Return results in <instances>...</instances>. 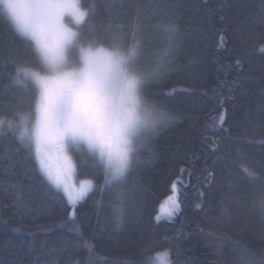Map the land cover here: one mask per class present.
Instances as JSON below:
<instances>
[{
    "label": "trees",
    "instance_id": "obj_1",
    "mask_svg": "<svg viewBox=\"0 0 264 264\" xmlns=\"http://www.w3.org/2000/svg\"><path fill=\"white\" fill-rule=\"evenodd\" d=\"M91 2L83 0L85 7ZM96 3L99 5L97 11L88 23H107L103 0H96ZM170 3L173 0H125L121 12L125 9L127 12L120 22L126 26L132 23L137 15V4H159L164 8ZM175 3L179 7L172 18L179 29L180 50L174 70L162 80L150 82L144 92L158 108L170 114L179 112L183 119L163 126L158 136L149 142L152 152L157 155L155 160L149 163L151 153L140 152V163L134 165L125 185L130 189L125 207H134L133 201L138 197L141 184L148 186L151 195L143 210L115 233L119 246H114L110 239H104L103 243L99 237L93 239V228L107 226L110 230L113 226L110 207H104L98 215L94 211L93 193L77 206L84 240L68 231L73 227L71 221L61 226L66 215L62 206L54 203L56 190L47 184L42 174H38L35 158L21 147L23 142L8 133L0 136V264H43L44 260L53 258L59 264H112L116 257L127 255L132 256L133 264H142L146 257H151V264H164L163 260H169L170 264H259L258 257L242 256L241 245L246 244L255 252L264 248V223L255 203L264 192V186L258 180L248 179L244 171L255 166L254 170L264 174V169L257 164L264 161V146L260 143L264 141V12L261 11L264 0H175ZM169 18L164 12L154 15L152 7L143 8L139 21L144 25L143 35L150 41L149 47L159 49L165 44L162 26ZM88 23L82 29L85 38L91 35ZM96 35L107 42L102 27L97 28ZM0 51L11 53L18 62H35L27 39L15 30L2 3ZM237 60L241 61L242 68L236 65ZM12 72V65L0 57V114L9 119L15 111L25 112L32 108L34 101L31 91L12 84L8 75ZM226 72L229 82L240 78L231 98L224 104L227 123L223 127L229 128L237 139L231 143L228 160L216 161L220 153L212 155L201 134L204 123L211 124L216 115L212 111L216 105V92L228 95L227 86L221 87ZM217 135L223 137L224 133ZM237 149L246 152L247 158L238 156ZM205 151L210 153L209 167L216 161L215 180L210 187H200L199 191L205 193L202 197H197L194 189L187 191L188 207H182L175 223L164 217L157 223L154 217L160 204L171 194L170 184L184 161L192 154H198L200 159L196 160V166L202 168ZM74 160L78 165L77 180L92 178L96 173L94 158L86 152L76 154ZM231 179H238L236 187H229ZM102 181L103 177L99 176L95 183ZM16 183L34 188L35 199L30 201L34 211L30 215L7 207L14 199L16 189L12 184ZM5 189L8 194L4 193ZM94 198L100 199L99 196ZM47 203L52 204L51 210L45 207ZM195 204H202V210L195 209ZM225 207L231 216L230 223H222L219 219ZM71 211L69 207L67 212ZM3 220L9 223L4 225ZM193 220L202 231L168 239L181 227L190 231L195 226ZM18 227L23 230L14 231ZM42 227L49 231H41ZM85 240L94 246L91 251L85 246ZM146 244H150L149 251H145ZM217 244L223 246L221 255L217 254ZM176 245H180V255H177ZM60 247H67L68 251H51Z\"/></svg>",
    "mask_w": 264,
    "mask_h": 264
},
{
    "label": "snow or ice",
    "instance_id": "obj_2",
    "mask_svg": "<svg viewBox=\"0 0 264 264\" xmlns=\"http://www.w3.org/2000/svg\"><path fill=\"white\" fill-rule=\"evenodd\" d=\"M0 3L15 30L27 39L35 57L34 63L18 62L11 53L0 51V57L12 65L13 72L8 74L12 84L31 91L34 96L33 106L29 110L15 111L10 119L0 114V136L8 133L17 136L23 142L21 147L34 156L38 174H42L47 184L56 190L54 203L61 205L65 212L62 227L71 221L73 227L68 231L75 232L78 238L84 240L83 226L77 218V206L93 193L92 203L96 214L104 207H110L113 215L112 228H93V239L99 237L101 243L104 239H110L114 246H119L115 233L128 219L143 210L151 195L148 186L141 184L138 197L133 201L134 207H125L130 191L125 185L134 165L140 163V152L146 150L151 153L149 163L155 160L157 155L152 152L149 142L158 136L163 126L183 119L179 112L170 114L158 108L144 92L150 82L160 81L174 70L180 43L179 29L172 17L179 5L175 0L164 8L159 4H137V15L126 26L120 22L127 12V9L121 12L125 0H103L107 23L102 25L95 21L88 23L99 6L96 0H92L87 7L83 0H0ZM145 7H152L154 15L164 12L170 17L162 26L165 44L159 49L149 47L150 41H146L143 35L144 25L139 21V14ZM261 11L264 12V9ZM86 23L91 33L87 38L82 33ZM98 27H102L107 42L96 35ZM235 63L243 67L241 61ZM227 75L226 72L221 87L227 86L228 95L216 92V105L212 109L216 115L212 117L211 124L207 121L204 123L201 134L210 153H220L216 161L228 160L232 152L231 143L237 139L231 135L229 128L223 127L227 123L224 104L231 98L240 78L229 82ZM218 132H223L224 136H218ZM260 143L264 146V141ZM85 152L94 158L96 173L92 178L77 180L78 165L74 156ZM236 152L241 158H247L243 150L237 149ZM210 153L205 151L202 168L196 166V160L200 159L198 154L194 153L184 161V166L180 167L170 184L171 194L160 204L159 212L154 217L157 223L162 217L175 223L182 207H188L186 193L189 189L196 190L197 197L205 195L199 191L200 187H210L215 180L216 161H213V167L208 166ZM257 164L264 169V161ZM254 168L244 170L247 178L258 180L264 186V174ZM99 176L103 177V181L97 184L95 181ZM238 182V179H231L228 185L233 188ZM12 188L16 192L12 204L7 207L22 215H30L34 211L30 202L35 199L34 188L22 183L12 184ZM4 193L8 194L7 189ZM105 195L108 196L107 200L104 199ZM95 196L100 199H95ZM255 203L264 223V192ZM45 207L51 210L52 204L47 203ZM69 207L72 209L70 213L67 212ZM193 207L202 210V204ZM219 219L222 223L231 222L227 207L223 208ZM2 223L7 225L9 221L3 220ZM192 223L195 226L190 231L181 227L168 239L187 237L202 231L197 221L193 220ZM22 230L20 227L14 229L16 232ZM41 231L49 229L42 227ZM84 243L90 251L93 249L94 246L88 244L87 240ZM222 247V244H217L218 255L222 254ZM241 248L242 256L258 257L259 264H264V248L258 252L246 244ZM176 249L177 255H180V245H176ZM149 250L150 244H146L145 251ZM51 251L63 253L68 249L60 247ZM43 264H59V261L46 259ZM112 264H133V259L131 255L116 257ZM142 264H151V257H146Z\"/></svg>",
    "mask_w": 264,
    "mask_h": 264
},
{
    "label": "rangeland",
    "instance_id": "obj_3",
    "mask_svg": "<svg viewBox=\"0 0 264 264\" xmlns=\"http://www.w3.org/2000/svg\"><path fill=\"white\" fill-rule=\"evenodd\" d=\"M84 155H86V154H84ZM91 157H92V156H91ZM163 255L166 256V253H163ZM162 262H163L164 264H170V263H169V260H166V261L163 260Z\"/></svg>",
    "mask_w": 264,
    "mask_h": 264
}]
</instances>
